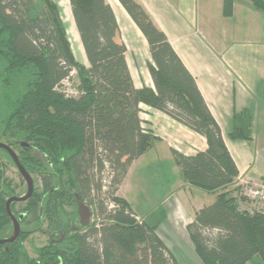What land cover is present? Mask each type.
<instances>
[{
	"label": "trees",
	"instance_id": "16d2710c",
	"mask_svg": "<svg viewBox=\"0 0 264 264\" xmlns=\"http://www.w3.org/2000/svg\"><path fill=\"white\" fill-rule=\"evenodd\" d=\"M117 1L147 42L153 88L134 87L105 0H68L87 65L74 57L56 2L0 0V141L42 186L25 203L10 205L21 232L0 245V264H176L157 233L165 209L137 221L116 194L128 167L159 141L142 127L140 105L206 140L207 149L193 155L171 150L183 184L215 195L186 226L202 264H264V211L240 196L236 166L193 77L143 6ZM246 1L264 17V0ZM222 14L232 16L233 0L223 1ZM251 119V110L236 114L229 137L249 141ZM4 169L0 159V239L12 234L5 202L17 196ZM105 170L111 208L98 197L104 186L95 174ZM75 194L92 212L78 231L74 220L60 217L65 205L75 209ZM45 221L52 233L31 257L25 242Z\"/></svg>",
	"mask_w": 264,
	"mask_h": 264
},
{
	"label": "crops",
	"instance_id": "0c3cea01",
	"mask_svg": "<svg viewBox=\"0 0 264 264\" xmlns=\"http://www.w3.org/2000/svg\"><path fill=\"white\" fill-rule=\"evenodd\" d=\"M135 1L143 6L154 25L165 34L167 41L193 77L221 130L238 175H247L264 183V41L261 39L264 19L261 14L246 0H233V14L229 18L223 17L222 14L224 0H145V4L142 0ZM105 2L115 15L121 34L120 40L126 46L125 59L134 87L153 88L146 64L150 60L146 40L117 0ZM222 24L225 32H216L217 27ZM121 25L133 32L134 37L145 45V70L141 77L137 74L139 78L136 79L133 77V70H138L136 67L140 62L133 42H127ZM199 33L204 39L196 40L194 35ZM231 34L238 38L241 36L245 40L242 50L227 47ZM247 109L251 110L252 115L251 139L233 140L229 137L233 118ZM140 118L142 127L153 131L159 139L151 150H154L157 144L165 146L170 154L171 150H175L183 155H193L207 149L203 136L162 112L140 105ZM178 180L191 194L204 195L183 184L180 173L174 182ZM170 197L165 198L164 204L171 202ZM175 198L177 200L172 211L164 208L166 218L157 233L176 264H202L186 226L193 221L196 212L214 200L208 205L195 203L194 209V203L189 206L187 200L183 201L179 196ZM190 200L194 202L196 198L191 197ZM171 237H178V241L186 245L184 258L175 250L171 241L169 242Z\"/></svg>",
	"mask_w": 264,
	"mask_h": 264
},
{
	"label": "rangeland",
	"instance_id": "374dc122",
	"mask_svg": "<svg viewBox=\"0 0 264 264\" xmlns=\"http://www.w3.org/2000/svg\"><path fill=\"white\" fill-rule=\"evenodd\" d=\"M57 3L61 10V18L62 21L65 24L66 32L68 36V40L70 42V47L72 49V52L74 54V57L77 61L80 63H83L84 65H87L81 43L79 41L78 33L76 31L72 16H71V7L69 5L68 0H53ZM143 3L145 4V0ZM257 12V11H256ZM262 16V15H261ZM264 19V17L262 16ZM227 24V23H226ZM224 25L222 24L220 27H217L216 32L224 33ZM121 29L123 31L124 36H126L127 42H133V46L136 51V56L138 57V60L140 63L137 65V71L133 70V77L136 79L138 76L141 77V73L145 70V45L143 46L141 42L138 41L137 38L134 37L133 32H129V30L124 26L121 25ZM224 30V31H223ZM227 32V31H226ZM207 37V34H205ZM227 36V35H225ZM194 37H196V40H199L200 38H203V35L201 33L195 34ZM121 39V34H120ZM261 39L264 41V22H263V31L261 34ZM243 38L240 36L238 38L236 35L230 36V42L227 46L228 48L234 47L235 50H242L243 49ZM210 45H212L209 41H207ZM129 43V44H130ZM131 46V45H130ZM129 48L131 49V47ZM147 64V62H146ZM136 72V73H135ZM139 78V77H138ZM145 87V86H143ZM4 142V141H2ZM3 153V154H2ZM0 159L5 164L4 169V177L7 179V181H10L12 183V186H16V191L20 194L26 191V185L22 182V178L18 174L15 167L12 165V163L8 160V158L5 156L4 152H0ZM173 156L168 152L165 146L161 144H157L154 148V150H151L149 153L142 158H139L135 160L127 169L124 177L122 178L118 188H117V196L120 198L125 199L128 204L130 205V208L133 213L137 216V221H142L150 211L157 209L158 206H162L163 208L171 209L172 211L173 207L175 206L176 198L180 197L183 201L187 200L191 206L194 209L196 205H208L210 202H212L215 199V196L213 194H208L205 192H202L196 188H192L193 190H197L194 192H202L201 194L204 195H195L191 194L189 189L185 188L184 186H181V181H175L177 176H179V169L175 166L174 163H172ZM96 180L100 181V183L104 186L102 188V191L100 194H98V197L100 200H104L105 204L108 206V208H111L110 204L112 203L110 201L109 192H111V188H113L111 185L112 178L109 175L108 170L103 171L102 173H97ZM32 178H34L32 176ZM35 184V189L40 191V183L38 180L33 179ZM192 190V191H193ZM167 196H171V202L164 204V200ZM97 197V194L94 198ZM97 197V198H98ZM191 197H195L196 200L192 202L190 199ZM96 199V198H95ZM98 201V199H97ZM174 202V205L172 203ZM251 202L254 201H248V204H252ZM196 203V205H195ZM253 205V204H252ZM72 206V205H71ZM65 207L64 211L69 215L72 212L75 211L76 214V207L74 209V206L72 207ZM200 207V206H199ZM65 213L60 214L64 216ZM45 225L42 227V230L45 229ZM178 237H171L169 238V242L175 246V250L180 253L181 257H185V248L186 245L182 243L181 241H178ZM47 243V237L44 234L39 233L38 231H34L30 238L25 242V248L28 252V254L31 257H35V250ZM184 244V245H183ZM183 250V251H182ZM176 255V254H175Z\"/></svg>",
	"mask_w": 264,
	"mask_h": 264
},
{
	"label": "water",
	"instance_id": "95a60500",
	"mask_svg": "<svg viewBox=\"0 0 264 264\" xmlns=\"http://www.w3.org/2000/svg\"><path fill=\"white\" fill-rule=\"evenodd\" d=\"M0 149L4 150L7 153V155L10 157L13 165L15 166L17 171L20 173V175L22 176V178L25 181L26 186H27V192L24 196H22V197H15V196L10 197L6 201L5 209H6L7 215L9 216V218L11 220L13 229H12V234L9 238L0 239V245H2V244L14 242L18 238V236L21 232L20 224L18 223V221L16 220V218L12 214L11 209H10V205L13 202H24L31 197V195L33 194V180L30 177V175L28 174V172L20 164L18 157L16 156L15 152L9 146L0 142ZM76 201H77L76 203H77L78 215L80 217V224H81V226L85 227L88 224L91 212H90L89 208L87 207V205L84 204L83 202H81L78 199V197H76Z\"/></svg>",
	"mask_w": 264,
	"mask_h": 264
},
{
	"label": "built area",
	"instance_id": "2783aa9c",
	"mask_svg": "<svg viewBox=\"0 0 264 264\" xmlns=\"http://www.w3.org/2000/svg\"><path fill=\"white\" fill-rule=\"evenodd\" d=\"M63 86L67 93L71 94L70 84L68 80L63 82ZM235 186L240 188V196L251 202V207L256 206L257 209L264 211V183L247 175H237Z\"/></svg>",
	"mask_w": 264,
	"mask_h": 264
},
{
	"label": "flooded vegetation",
	"instance_id": "af4514ba",
	"mask_svg": "<svg viewBox=\"0 0 264 264\" xmlns=\"http://www.w3.org/2000/svg\"><path fill=\"white\" fill-rule=\"evenodd\" d=\"M1 142V141H0ZM2 143H4V142H2ZM5 144V143H4ZM8 146V145H7ZM11 148V147H10ZM12 149V148H11ZM13 150V149H12ZM14 151V150H13ZM15 152V154H16V156L18 157V160H19V153H17L16 151H14ZM20 162V161H19ZM21 164V163H20ZM22 165V164H21ZM15 167V166H14ZM24 168V167H23ZM16 169V168H15ZM17 170V169H16ZM18 172V171H17ZM18 174L20 175V173L18 172ZM29 174V173H28ZM30 175V174H29ZM20 177L22 178V176L20 175ZM30 177L32 178V176L30 175ZM33 179H36L35 177L34 178H32V180ZM37 180V179H36ZM23 183L26 185V183H25V181L23 180V178H22V182H21V184L23 185ZM40 183V182H39ZM15 186V185H14ZM41 183H40V190H41ZM36 189H35V184H34V180H33V192L35 191ZM26 192H27V186H26V191L25 192H23L22 194H20V193H18L17 191H16V186H15V193L17 194V196H15V197H22V196H24L25 194H26ZM32 196V195H31ZM12 197H14V196H12ZM76 197H78L76 194H75V201H76ZM9 199V198H8ZM7 201V200H6ZM26 201H28V199L26 200ZM26 201H24V202H13V203H25ZM77 202V201H76ZM5 204H6V202H5ZM85 204V203H84ZM71 205H65L64 206V209H65V207H70ZM72 207V206H71ZM75 207H76V214H75V211L74 212H72L71 214L69 213V215L65 212V214H64V216H60L61 217V219L63 220V221H65V219H66V217H68V219H72V220H74L75 221V223H74V225L72 226V229H74L75 231H78L79 229H80V227H83V226H81V224H80V217H79V215H78V209H77V203H75ZM88 207V206H87ZM89 208V207H88ZM89 210H90V208H89ZM90 212H91V210H90ZM62 214H63V212H62ZM91 218H92V212H91V215H90V219H89V221H88V224L91 222ZM88 224L86 225V226H88ZM46 226L45 227V229L44 230H42V227L43 226ZM85 226V227H86ZM21 227V226H20ZM49 227H48V224H47V222L45 221L44 223H42V225L40 226V228H38V229H35V231H38L39 233H41V234H44L46 237H47V240H48V235L50 234L51 235V233H52V230L51 229H48ZM48 233V234H47ZM64 235H62V237L58 240V241H62V239L64 238L63 237ZM50 237V236H49Z\"/></svg>",
	"mask_w": 264,
	"mask_h": 264
}]
</instances>
